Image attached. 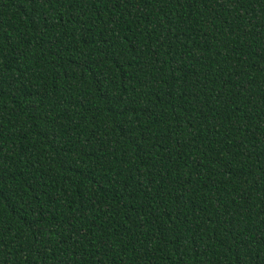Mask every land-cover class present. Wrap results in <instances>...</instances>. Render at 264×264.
Listing matches in <instances>:
<instances>
[{
  "label": "trees",
  "instance_id": "trees-1",
  "mask_svg": "<svg viewBox=\"0 0 264 264\" xmlns=\"http://www.w3.org/2000/svg\"><path fill=\"white\" fill-rule=\"evenodd\" d=\"M0 264H264V0H0Z\"/></svg>",
  "mask_w": 264,
  "mask_h": 264
}]
</instances>
